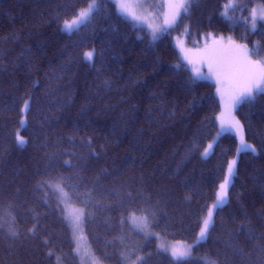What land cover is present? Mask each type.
Here are the masks:
<instances>
[{"label":"trees","instance_id":"1","mask_svg":"<svg viewBox=\"0 0 264 264\" xmlns=\"http://www.w3.org/2000/svg\"><path fill=\"white\" fill-rule=\"evenodd\" d=\"M92 1L0 0V264H80L57 183L103 264H264V92L235 110L255 151L240 154L228 185L237 138L222 135L204 157L219 130L216 87L172 43L176 33L197 46L198 31L182 23L154 38L111 0L63 31ZM261 16L264 0H195L183 20L262 61ZM221 184L227 201L188 259L129 224L144 216L163 238L195 243Z\"/></svg>","mask_w":264,"mask_h":264},{"label":"rangeland","instance_id":"2","mask_svg":"<svg viewBox=\"0 0 264 264\" xmlns=\"http://www.w3.org/2000/svg\"><path fill=\"white\" fill-rule=\"evenodd\" d=\"M111 1L115 3L117 9L119 10V12L124 17H126L127 19L131 20L132 22H134L135 24H137L139 26L145 27L147 30L150 31V33L152 34V36L154 38L160 37L161 35H163L167 31L173 32L174 29L179 31V28H177V27L179 26V24H182V23H185L191 29H193L192 31H190L188 28H184L183 26H181V30L185 31L183 33L188 34L189 36L190 35H196V33L195 32L193 33V31L197 30L198 33L200 34L201 28H198L197 26L191 27L189 22H187L186 20L185 21L183 20L186 17V14H188L189 6L192 5L195 2V0L194 1L184 0L186 7L184 9L180 10V16L177 18L176 23L171 28H168L164 24V21L167 18V14L169 12V9L167 7L168 0H111ZM121 4H123V8L120 7ZM89 5H93V1L91 3H89ZM89 5L84 9H87L89 7ZM95 8H96V2L94 4L93 10L91 11V13L89 14V16L86 19H84L78 26L74 27L71 30H66L64 27V24H63L62 25L63 31H65L67 33H71L73 31L77 30L79 27H81L87 21V19L91 16V14L95 10ZM133 13L135 14V16L140 17V19L139 20L133 19V16H132ZM154 32H155V35H154ZM199 34L197 36H194L195 38L198 37L197 38V41H198L197 46L192 47L188 43V41L186 39V35H183V34L178 35L176 33L173 34L172 43L179 49L181 59L188 66V68L190 69L193 76L199 80L210 81V82L214 83L215 87H216V94H217V97H218L220 105H221V112H220V115L218 117L219 130H218V133L215 136V138L209 143L212 145V147L208 148V146H207V148L205 149L204 157H209L211 155L213 148H214V145L216 144V142L218 141V139L222 135L232 134L237 138V141H238V151H237L235 158H233L232 160L235 159L236 162H238V158H239L240 154L243 152H247V151H243L241 149L240 133L237 132L235 128H232L229 130V126L227 124V121L229 119L236 120L235 110L239 104L236 107L231 109V112L229 115V110L226 109V107H225L224 93L222 91H218V89H224L225 86L222 85L217 80V78L212 74H208L207 76L196 77L194 72H193V68L199 67V68H201V71L203 73H208L209 70H208L207 64L205 63V64L201 65L199 63V60L201 59V53L205 48L216 47L218 49H225L226 50V49H228L230 42H232L233 40L231 41L228 36H220V37L215 38L214 36H211V35L201 36ZM221 38H223V39L221 40ZM213 40L217 41L218 43L214 45ZM234 43H235V41H234ZM236 45H242V44L237 42ZM247 50H248V54L251 57V59L254 61H258L257 59H255V57H252L250 50L248 48H247ZM189 60L195 61L196 63L190 64ZM259 62L264 63V60L259 61ZM256 93H259V91L254 92V94H256ZM23 122H24V120H23ZM242 133H243V131H242ZM249 151H251V150H249ZM251 152H253V151H251ZM236 169H237V163L234 166V169H233L231 176H229L227 173V181H229L228 185H230V183L232 182V180L236 174ZM53 187L55 188V192L57 194V197H58V199H59V201L63 207L65 217H66V219L70 225V228L72 230V234H73V238H74L75 246H76V253H77V256L79 258L80 264H103L91 251L89 244H88V241L86 239V236L84 234V229H83L84 212H83V209L78 208L72 204L70 197L68 196V194L65 192V190L62 188V186L59 183L53 184ZM224 190L226 191V194H227V186L226 185H225ZM219 192H220V190H219ZM226 201H227V195H226V198H225L222 205H224L226 203ZM216 203H217V200H216L215 204ZM216 209H213L211 207V209L209 210V211L213 212V216H214V212L216 211ZM80 211H82L83 215L81 217L79 227L77 228V227H75L74 214L77 212H80ZM135 218H139V216L133 215V216H130V218H129V224H130L131 228L135 232H139V233H141L147 237L155 238L157 241L158 249L160 251L168 254L170 257H172L176 261H181V260H185V259L192 257V250H193L194 246H196L198 243L204 241L208 235V233H207L206 237L202 238V239L199 238V236H198V239L195 243L172 242V241H169V240L163 238L158 233L153 231L151 226H150L148 219H146L143 222H141L140 220L137 219L136 222H133V220ZM206 218H207V216L205 217V219ZM212 223H213V218H212ZM212 223L209 226L208 232L212 226ZM202 226H203V224H202ZM161 245H163L164 247H161ZM173 246L179 247L181 249V251H185L187 253V255L180 258V259L174 258L171 254V248Z\"/></svg>","mask_w":264,"mask_h":264},{"label":"snow or ice","instance_id":"3","mask_svg":"<svg viewBox=\"0 0 264 264\" xmlns=\"http://www.w3.org/2000/svg\"><path fill=\"white\" fill-rule=\"evenodd\" d=\"M95 4V0H93V5H89L87 9H82L76 14V18L71 21H65L64 27L66 30H71L74 27L78 26L84 19H86L91 11L93 10ZM234 7L235 5H229ZM123 8V4L120 5ZM167 7L169 12L167 14V18L164 21V24L171 28L177 21V18L180 16V10L186 7L184 0H168ZM133 19L139 20L140 17L132 14ZM264 19V16L260 17ZM252 19L255 21L256 19V10H252ZM254 27V24H253ZM155 35V32H154ZM223 38H221L222 40ZM218 42L213 40V44H217ZM95 55L94 51H89L83 54L84 60L87 62H91L93 56ZM190 64H195V61L189 60ZM201 65L207 64L208 73H203L201 68L195 67L193 68V72L196 77L207 76L208 74L214 75L217 80L224 85V89H218V91H222L224 93L225 99V107L229 110V115L231 109L236 107L238 104L243 103L245 99L254 98V92H264V63L259 61H254L248 54L247 47L244 45H236L234 42H230L228 49H218L216 47L205 48L201 53V59L199 60ZM27 107V105H26ZM229 126V130L235 128L237 132L240 133V145L243 151H255V148L249 145L242 133L243 125L239 123V121L234 119H229L227 121ZM19 143H26L22 138L18 140ZM212 145L209 144L208 148H211ZM236 160H232L231 163L227 167V173L231 176L234 166L236 165ZM62 178H57V180ZM225 185H220V192L217 195V203L212 205L213 209L221 206L226 198ZM142 211H148L147 209ZM152 214V213H149ZM83 213L82 211L74 214L75 227H79L81 217ZM154 215V214H152ZM213 212L209 211L207 213V218L203 220V226L199 232V238H205L210 224L212 223ZM140 220L141 222L145 221L147 217H139L135 218L133 222L136 220ZM161 247H164L161 245ZM167 250V249H166ZM171 254L174 258L180 259L187 255L185 251H181L179 247L173 246L171 248ZM51 255V253H49ZM210 264H216L215 261H211Z\"/></svg>","mask_w":264,"mask_h":264}]
</instances>
